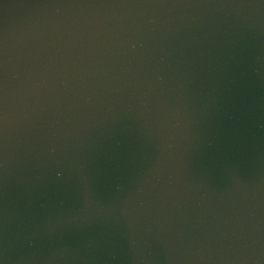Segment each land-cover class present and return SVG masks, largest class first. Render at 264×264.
I'll list each match as a JSON object with an SVG mask.
<instances>
[{"label":"water","instance_id":"water-1","mask_svg":"<svg viewBox=\"0 0 264 264\" xmlns=\"http://www.w3.org/2000/svg\"><path fill=\"white\" fill-rule=\"evenodd\" d=\"M0 264H264V0H0Z\"/></svg>","mask_w":264,"mask_h":264}]
</instances>
